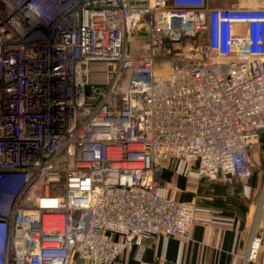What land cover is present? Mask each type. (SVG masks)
<instances>
[{"label": "built area", "instance_id": "1", "mask_svg": "<svg viewBox=\"0 0 264 264\" xmlns=\"http://www.w3.org/2000/svg\"><path fill=\"white\" fill-rule=\"evenodd\" d=\"M262 129L264 7L0 0V264L188 237L195 203L159 194L164 162L245 183Z\"/></svg>", "mask_w": 264, "mask_h": 264}, {"label": "crops", "instance_id": "2", "mask_svg": "<svg viewBox=\"0 0 264 264\" xmlns=\"http://www.w3.org/2000/svg\"><path fill=\"white\" fill-rule=\"evenodd\" d=\"M223 4L264 7V0H207ZM253 172L245 183L201 177L195 162H164L158 192L195 209L189 236H153L133 245L107 264H264V129L250 145ZM261 237L256 258L248 259L251 233ZM69 264H80L72 258Z\"/></svg>", "mask_w": 264, "mask_h": 264}, {"label": "rangeland", "instance_id": "3", "mask_svg": "<svg viewBox=\"0 0 264 264\" xmlns=\"http://www.w3.org/2000/svg\"><path fill=\"white\" fill-rule=\"evenodd\" d=\"M220 6H228V7H232V6H248V5H231V4H223ZM249 7V6H248ZM252 7V6H251ZM254 7V6H253ZM155 73L156 74H161L162 73V67L161 64L159 63V61H156L155 63Z\"/></svg>", "mask_w": 264, "mask_h": 264}]
</instances>
